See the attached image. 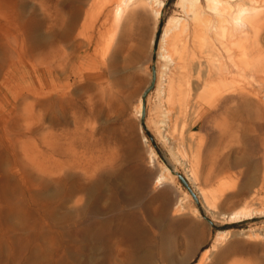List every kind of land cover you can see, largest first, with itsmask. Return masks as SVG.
I'll return each mask as SVG.
<instances>
[{"label": "rangeland", "instance_id": "1", "mask_svg": "<svg viewBox=\"0 0 264 264\" xmlns=\"http://www.w3.org/2000/svg\"><path fill=\"white\" fill-rule=\"evenodd\" d=\"M80 2L67 40L58 25L40 46L23 24L46 16L43 2L23 12L0 0V264H264V214L222 216L264 208V0L260 21L234 34L207 30L179 0L119 20L110 0ZM172 16L188 24L174 62L182 102L157 91ZM219 64L226 74L208 76ZM162 169L173 182L157 183Z\"/></svg>", "mask_w": 264, "mask_h": 264}, {"label": "bare ground", "instance_id": "2", "mask_svg": "<svg viewBox=\"0 0 264 264\" xmlns=\"http://www.w3.org/2000/svg\"><path fill=\"white\" fill-rule=\"evenodd\" d=\"M41 1L43 2L42 4H40L41 9L46 16L44 15L45 17L43 19L37 18L36 16H33V18L31 17L33 23H30V22H28V20H25V22L23 24L24 29L29 30V31L31 30L33 33H35L36 36L39 38L37 44L40 46H43V44H45L46 42L48 43L47 38L49 36L50 37H52L54 35L56 36L57 26L59 25V31L58 32L60 33L62 38H64V41H66L67 40L66 38H68L70 36L71 32L74 30L76 22L78 20H80V18L82 19L83 4L80 2V0L79 1L77 0L78 1L77 3L72 4L71 6L69 5L70 9H69L68 15L66 16V15H62L59 12L58 6H59V3L61 2V0H41ZM44 1H46L48 4H45ZM21 2H22L21 6L23 7V12L27 11L28 7H29V0H21ZM110 2H112L114 4L113 17L116 20L121 19V16L125 13V11L127 9L133 8L136 5L138 6V5H142V4L143 5L144 4L151 5L155 17L159 18L160 14H161L162 7L164 5V0H110ZM206 2H207L208 10L213 11L215 13V15H213V17H215V19H213V20H212V16H210L209 13H207L205 10H202L201 0H179L180 7L184 10V12H186V13L190 12V14L192 13L193 16L195 17V19L199 20V25L204 26L207 30L213 29L215 34H217V32L220 31V29L222 32L231 31V33L234 34V32L241 30L243 25L246 24L248 20L250 21L252 14L254 16L255 12H257L260 8H262L260 5H258V0H245V2H242V1L237 2V0H206ZM247 15H249V17H247ZM256 16H254V18H252V19H255ZM258 20L260 21L259 17H258ZM249 21L247 24H249V26H250ZM255 22H257V20H255ZM257 24H255V26ZM187 26H188V24L186 23V19L184 17L172 16L169 19L168 23L166 24V26L163 30V33H162V36L160 39V47H159L160 57L165 59V62H164L163 67L161 68L162 70H159L162 72L159 74L160 78H158L159 83H158L157 91L160 95L162 94V96L165 95L167 98H170V99L177 98V99H180L181 102L183 100L182 98H184L185 94H186V90H185V88H183L184 74L182 71H181L182 73L180 71L178 73H175L174 62L176 59V55L178 54L177 52L179 51V46H177L178 45L177 40L182 35V33L187 30L186 29ZM252 26H253V24L251 25V27ZM55 36L53 38H51L52 42L57 37V36L56 37ZM205 39H206L205 36H203L201 34V42H204ZM203 44H201V46H203ZM209 52H210V50L208 51V53ZM178 57L179 56H177V58ZM219 65L220 66H218L216 69L211 67V66L208 67V69H206L208 76L211 74L213 75L214 73H217V74L221 73L224 76L226 69L223 66H221V64H219ZM181 68H183V67L181 66ZM206 74H205V76H206ZM231 89L233 90V88H231ZM247 90H249V89H247ZM254 93H256V92H254ZM181 104H183V103H181ZM184 104H185V102H184ZM140 106H141V104H140ZM166 110H168V109H166ZM163 116L164 117L166 116V111L163 112ZM167 116H168V114H167ZM165 118H167V117H165ZM158 122L160 124H163L166 122V120L163 118V119H160ZM258 122L255 121V123H257V125H258ZM260 123H262V122H260ZM260 123H259V126L262 127L263 125ZM259 128H257V129H259ZM262 128H261V130H262ZM255 132H258V131H255ZM163 136L165 139L166 137L164 134H163ZM247 141H248V152H249L247 159L251 160V158H253V155L256 154L254 150L257 148L256 145H258L257 144V137L251 136V134L247 135ZM150 152L152 155L151 157L153 158L155 155L154 151L150 150ZM259 152H261V151H259ZM188 171H189V169H188ZM188 177H190L193 181H196V179H197L193 170ZM173 178H174L173 174L169 173L167 169H166V172H165V170L162 169L161 173H159V175L157 176L156 179H157L158 184H166L169 181H172ZM199 194L203 198V201H204L207 209L211 206L212 207L216 206V203L211 202V200L209 199V197L207 195V192L203 191V189L199 191ZM186 197H188L187 193H184V197H180V198L178 197L177 204L175 207L176 209H180L181 207H183V202H184L183 200ZM261 209L260 210H252L248 207H245V208H241L239 210H234L233 212L229 213L228 215L223 213L222 216L227 217L228 221L229 220H233V222L234 221H242V220L254 218L258 213L264 214V208L262 207ZM194 212H196V209H194ZM224 235L225 234H220V233H219V235L217 234L214 247L216 246V244H219L223 241L222 239L224 238ZM204 254H206V253H204Z\"/></svg>", "mask_w": 264, "mask_h": 264}]
</instances>
